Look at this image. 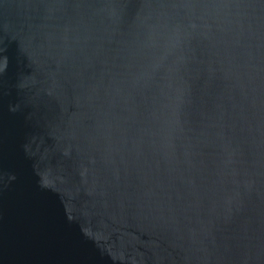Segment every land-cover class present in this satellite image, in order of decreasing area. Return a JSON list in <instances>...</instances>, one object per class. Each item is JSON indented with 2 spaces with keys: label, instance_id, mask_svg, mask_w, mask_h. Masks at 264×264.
<instances>
[{
  "label": "water",
  "instance_id": "95a60500",
  "mask_svg": "<svg viewBox=\"0 0 264 264\" xmlns=\"http://www.w3.org/2000/svg\"><path fill=\"white\" fill-rule=\"evenodd\" d=\"M0 264H264V0H0Z\"/></svg>",
  "mask_w": 264,
  "mask_h": 264
}]
</instances>
